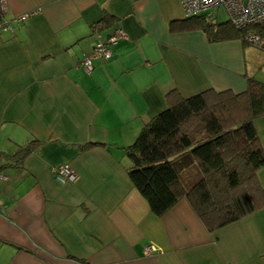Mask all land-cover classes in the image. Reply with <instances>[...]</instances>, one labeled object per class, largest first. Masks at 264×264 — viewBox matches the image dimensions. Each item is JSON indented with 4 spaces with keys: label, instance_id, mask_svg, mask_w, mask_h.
Instances as JSON below:
<instances>
[{
    "label": "crops",
    "instance_id": "0c3cea01",
    "mask_svg": "<svg viewBox=\"0 0 264 264\" xmlns=\"http://www.w3.org/2000/svg\"><path fill=\"white\" fill-rule=\"evenodd\" d=\"M6 6L0 264H264V207L214 230L185 197L158 216L131 180L126 153L168 108L172 91L239 93L249 77L264 82V50L238 36L213 40L197 19L186 18L181 0ZM25 13L33 14L19 22ZM105 15L111 22L94 28ZM116 28L127 37L109 61L86 72L82 61L96 33L106 38ZM256 126L264 146V116ZM33 140L40 141L34 151L6 160ZM63 163L77 172L75 182L56 178L53 167ZM258 177L264 187V167ZM149 245L157 251L147 254Z\"/></svg>",
    "mask_w": 264,
    "mask_h": 264
},
{
    "label": "trees",
    "instance_id": "16d2710c",
    "mask_svg": "<svg viewBox=\"0 0 264 264\" xmlns=\"http://www.w3.org/2000/svg\"><path fill=\"white\" fill-rule=\"evenodd\" d=\"M186 18L197 19L213 40L238 36L249 43L248 37L257 36V46L264 50V23L238 29L230 19L216 23L205 15ZM111 20L105 15L94 28ZM169 99L168 108L145 124L126 148L132 161L128 174L151 211L161 216L185 197L214 230L264 207L258 177L264 146L256 126L264 116V82L249 77L246 90L239 93L208 89L182 97L172 91ZM39 145L33 140L6 160L19 161Z\"/></svg>",
    "mask_w": 264,
    "mask_h": 264
},
{
    "label": "built area",
    "instance_id": "2783aa9c",
    "mask_svg": "<svg viewBox=\"0 0 264 264\" xmlns=\"http://www.w3.org/2000/svg\"><path fill=\"white\" fill-rule=\"evenodd\" d=\"M186 17L205 15L211 18L214 10L224 8L228 13L231 23L238 29L245 28L252 24L264 23V0H181ZM6 0H0V28L9 25L6 19ZM33 13H25L17 19L23 22ZM97 40L92 51L82 61L84 70L91 73L95 68V61H109L114 55V47L127 37L122 28H116L110 35L103 38L96 33ZM247 40L255 45H260V38L257 36L248 37ZM56 178L62 183L75 182L78 178L77 172L68 163L53 167ZM0 179L6 180V174H0ZM157 251L154 245L146 247V253Z\"/></svg>",
    "mask_w": 264,
    "mask_h": 264
},
{
    "label": "rangeland",
    "instance_id": "374dc122",
    "mask_svg": "<svg viewBox=\"0 0 264 264\" xmlns=\"http://www.w3.org/2000/svg\"><path fill=\"white\" fill-rule=\"evenodd\" d=\"M212 19H215L219 22H224L229 19L228 13L224 8L215 9L214 14L212 16Z\"/></svg>",
    "mask_w": 264,
    "mask_h": 264
}]
</instances>
